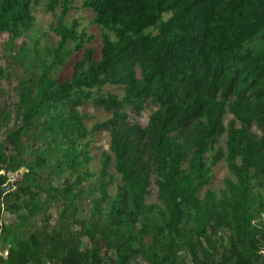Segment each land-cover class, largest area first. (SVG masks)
Returning a JSON list of instances; mask_svg holds the SVG:
<instances>
[{
	"label": "trees",
	"instance_id": "16d2710c",
	"mask_svg": "<svg viewBox=\"0 0 264 264\" xmlns=\"http://www.w3.org/2000/svg\"><path fill=\"white\" fill-rule=\"evenodd\" d=\"M35 1L0 0L8 52L34 27ZM46 1L60 40L47 55L11 54L17 100L0 103V187L11 185L0 264H264V0H81L102 29L99 59L94 36L66 23L75 0ZM80 50L59 81L56 67ZM87 103L109 117L89 127ZM148 105L146 126L130 119ZM221 161L230 176L214 189Z\"/></svg>",
	"mask_w": 264,
	"mask_h": 264
},
{
	"label": "rangeland",
	"instance_id": "374dc122",
	"mask_svg": "<svg viewBox=\"0 0 264 264\" xmlns=\"http://www.w3.org/2000/svg\"><path fill=\"white\" fill-rule=\"evenodd\" d=\"M46 0H39L34 2L33 14L35 15L36 22L31 31L24 33L21 37L15 40V47L11 52H8L7 41L9 40V33H4L0 35V67L5 70L6 76L9 78L0 80V103H7V105H13L17 100L16 84H17V75L21 71V66L16 61L12 60L11 54L15 51L18 52V49L23 45L30 47L32 50L35 46L38 45V50L41 54L47 55L46 49L48 47L57 45L60 40L59 35H57L52 26L56 23V17L53 12L46 9ZM75 8L68 11L66 16V23L70 24L74 20L79 22L78 31L85 30L89 36H94L93 41L88 45L95 49V57L97 59L101 56V32L102 29L98 24L94 23L95 13L89 8L81 7V0H75ZM59 12V10H57ZM36 37H39V42L36 43ZM14 54V53H13ZM83 56V50L76 51L72 56L68 57L66 62L63 65H59L54 70L55 76L59 81H63L73 74V65ZM33 59V55L31 56ZM51 59V57H49ZM11 63V68L9 64ZM122 92V90L117 86H107L105 92ZM155 109L154 106L148 105L143 113L139 116L131 114L130 119L133 122H138L141 126H146L149 121V116L152 111ZM81 112H84L88 115L86 123L89 127L94 125L97 122H101L109 117V113L105 112L102 108H96L91 103H87L84 106L80 107ZM232 116L228 114L225 118V123L228 124ZM255 130V128H253ZM7 127L3 122H0V136L6 132ZM227 139V132L224 133L220 139L218 146H224ZM109 149V134L107 131L98 132L94 136V142L91 148V155L93 160L91 161L89 168L91 171L99 173L101 170V159L102 153ZM111 173H115L114 170L110 169ZM1 173V172H0ZM10 179L14 181L17 177V174H9ZM211 187L214 189H219L224 186L225 178L230 176L227 164L225 161H221L214 167V175ZM120 183L118 175L115 173V179L113 185L109 188L111 194H115L117 185ZM157 198V187L152 181L150 187V194L148 195V202H156ZM54 219L58 220V210L53 209ZM4 221L9 223L10 214L5 213L3 215ZM3 248V247H1Z\"/></svg>",
	"mask_w": 264,
	"mask_h": 264
},
{
	"label": "water",
	"instance_id": "95a60500",
	"mask_svg": "<svg viewBox=\"0 0 264 264\" xmlns=\"http://www.w3.org/2000/svg\"><path fill=\"white\" fill-rule=\"evenodd\" d=\"M10 187H11L10 184L3 186V187H0V220H1V216H2L1 199H2L3 195L9 190ZM0 227H1V223H0Z\"/></svg>",
	"mask_w": 264,
	"mask_h": 264
},
{
	"label": "built area",
	"instance_id": "2783aa9c",
	"mask_svg": "<svg viewBox=\"0 0 264 264\" xmlns=\"http://www.w3.org/2000/svg\"><path fill=\"white\" fill-rule=\"evenodd\" d=\"M259 253L262 256L263 263H264V248H262ZM0 255H3V256H7L8 255V248H1V244H0ZM142 264H146V263L142 262Z\"/></svg>",
	"mask_w": 264,
	"mask_h": 264
}]
</instances>
